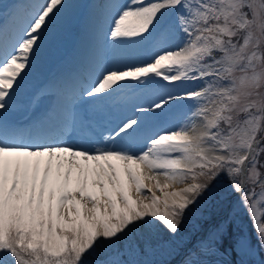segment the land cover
Wrapping results in <instances>:
<instances>
[{
  "label": "snow or ice",
  "instance_id": "6c2138e0",
  "mask_svg": "<svg viewBox=\"0 0 264 264\" xmlns=\"http://www.w3.org/2000/svg\"><path fill=\"white\" fill-rule=\"evenodd\" d=\"M0 17V264L174 253L221 173L245 205V185L264 189V0H20ZM66 41L75 70L29 94ZM205 119L201 150L190 134ZM146 217L170 236L142 250L137 222L160 229Z\"/></svg>",
  "mask_w": 264,
  "mask_h": 264
},
{
  "label": "rangeland",
  "instance_id": "374dc122",
  "mask_svg": "<svg viewBox=\"0 0 264 264\" xmlns=\"http://www.w3.org/2000/svg\"><path fill=\"white\" fill-rule=\"evenodd\" d=\"M10 2L11 0H0V12L6 14V8ZM72 2L89 3L88 0H72ZM2 19L0 17V22H2ZM76 31L77 28L73 27V32ZM75 48L74 42L66 41L51 46L49 50L61 59L66 52H75ZM53 67L49 61L45 64L44 69L37 70L33 74L29 80V94L35 93L49 81L48 74L54 71ZM35 77L37 80L31 86ZM129 102H135V96L130 97ZM33 110L36 113V109ZM34 112L32 114H35ZM28 114L26 110H22L16 116L25 119V117L32 115ZM220 176H223L221 182L210 188L206 197H200L197 204L192 208L194 215L197 217L196 221L193 222L194 227L192 230L198 232L201 223L205 221L204 218L209 220L212 218L211 224L206 226L213 228V230L211 229L212 232L210 231L211 233L208 232L201 242L196 241L197 243L192 244L191 235L180 229V240L183 241V245L174 253L153 249L147 254L139 256L130 254L128 261H124L123 264L129 262H132V264H168L171 259L179 254V260L174 264H185L189 255L193 256L191 264H264V245H262L261 238L257 234V224L264 223V189L259 184L253 186L250 183L252 186L247 190L251 198L245 205L241 196H236L237 192L232 190L231 178L226 173H221ZM252 192H255L254 196H251ZM252 203L256 204L254 215L251 209ZM163 210L161 206L159 211ZM228 213L229 218L217 221V224L213 227L216 220ZM146 219L156 218L146 217ZM137 223H141V227L137 228L133 234L136 239L139 237L146 241L150 237L162 233L161 231L157 232V229L144 224V222L138 221ZM156 223L159 225L160 221L156 219ZM203 229L200 231V236L204 231ZM231 229L233 231L230 234Z\"/></svg>",
  "mask_w": 264,
  "mask_h": 264
},
{
  "label": "trees",
  "instance_id": "16d2710c",
  "mask_svg": "<svg viewBox=\"0 0 264 264\" xmlns=\"http://www.w3.org/2000/svg\"><path fill=\"white\" fill-rule=\"evenodd\" d=\"M223 176H220V177H217V179L213 182L211 188L217 186L220 182H221V179H222ZM252 185H250V183L247 184L246 188L249 189ZM208 194V191H206L204 193V198L206 197V195ZM193 208V207H192ZM224 218H229V213L228 214H224L222 217L219 218V220H216V222L213 224V227L217 224V221H221L222 219ZM197 217L194 215V212H193V209H191L187 214H186V217L185 219L183 220V223L181 224V228L182 230H184V232H188V234L191 235V243L193 244L194 242H196L199 234H200V231H202L203 228H205L206 226H208L209 224H211V220L207 219V218H204L205 221L201 223V226L198 228V232H195L194 230H192V228L194 227V224L193 222L196 221ZM160 225V229L157 230V232L161 231L162 233H160L159 235H155V236H152L150 237L149 240L159 236V238L161 239H165L167 240L168 237L170 236V234L167 232L166 229H163V225H162V222L159 223ZM202 228V229H201ZM213 230V228H211ZM234 229V228H233ZM233 229L230 230V234L232 233ZM185 232V233H186ZM212 232V231H211ZM210 232V233H211ZM137 243H138V246L143 250L144 248V241L145 240H142V238H137ZM147 241V240H146ZM190 243V245H191ZM179 257H180V254L177 255L176 257H174L173 259H171L170 262H168V264H174V262H177L179 260ZM128 259V258H126ZM128 261V260H126ZM128 264H132V262H129Z\"/></svg>",
  "mask_w": 264,
  "mask_h": 264
},
{
  "label": "bare ground",
  "instance_id": "6f19581e",
  "mask_svg": "<svg viewBox=\"0 0 264 264\" xmlns=\"http://www.w3.org/2000/svg\"><path fill=\"white\" fill-rule=\"evenodd\" d=\"M20 2V0H11V2L9 3V5H8V7L6 8V12H9L10 10H11V8H12V6H14V5H16V4H18ZM88 2L90 3H92L93 1H91V0H88ZM51 48V47H50ZM49 48V49H50ZM48 49V51L44 54V57H43V62H42V64L40 65V67H39V69H38V71L40 70L41 71V69H44V67H45V64L47 63V62H51L52 63V65L54 66L53 68H54V71L53 72H51V74H48V78L50 79L53 75H55V74H58L59 72H61V71H64V70H69V69H71V70H75V68L77 67V65H78V59H76V60H74L73 61V63H72V65H68L67 64V61H68V59L70 58V57H73L74 56V53L75 52H66V54L64 55V57H62L61 59H60V57L59 56H56L54 53H52L50 50ZM75 50V49H74ZM68 51V50H67ZM34 79V81H33V83L31 84V86L36 82V77L35 78H33ZM130 97H132V96H129L128 97V100L130 99ZM52 99V97H45V98H43V100H42V104L40 105V106H38L37 108H36V113L34 112V110H32V112L31 113H29V114H32L33 112L35 113L34 114V116H32V117H35V116H38L39 115V110L42 108V106H43V104L44 103H47L48 101H50ZM28 114V115H29ZM30 116V115H29ZM28 116V118H32L31 116L29 117ZM67 139H70V140H72V141H75L76 140V136H74L71 132H69L68 133V135H67V137H66ZM144 227V226H143ZM145 228V227H144Z\"/></svg>",
  "mask_w": 264,
  "mask_h": 264
},
{
  "label": "clouds",
  "instance_id": "9594fccd",
  "mask_svg": "<svg viewBox=\"0 0 264 264\" xmlns=\"http://www.w3.org/2000/svg\"><path fill=\"white\" fill-rule=\"evenodd\" d=\"M210 131L211 128L209 127L208 119H205L204 123L202 125H198L190 134V139L194 145L199 147V149L205 150ZM262 244H264V240H262Z\"/></svg>",
  "mask_w": 264,
  "mask_h": 264
},
{
  "label": "water",
  "instance_id": "95a60500",
  "mask_svg": "<svg viewBox=\"0 0 264 264\" xmlns=\"http://www.w3.org/2000/svg\"><path fill=\"white\" fill-rule=\"evenodd\" d=\"M238 194L240 195V193H238ZM210 227L211 226L207 227V229L205 231H203V233H202V235L200 237V240H202V238L207 234V232L210 230Z\"/></svg>",
  "mask_w": 264,
  "mask_h": 264
}]
</instances>
